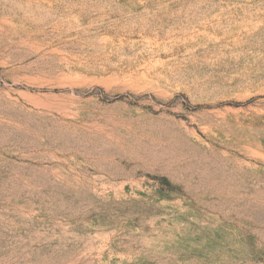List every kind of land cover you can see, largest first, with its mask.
<instances>
[{"label":"rangeland","instance_id":"1","mask_svg":"<svg viewBox=\"0 0 264 264\" xmlns=\"http://www.w3.org/2000/svg\"><path fill=\"white\" fill-rule=\"evenodd\" d=\"M0 264H264V0H0Z\"/></svg>","mask_w":264,"mask_h":264}]
</instances>
